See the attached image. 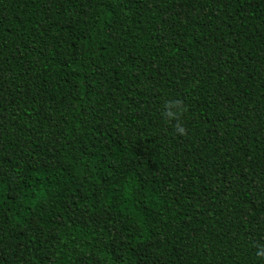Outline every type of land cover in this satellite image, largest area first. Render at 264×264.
Wrapping results in <instances>:
<instances>
[{
	"label": "trees",
	"instance_id": "16d2710c",
	"mask_svg": "<svg viewBox=\"0 0 264 264\" xmlns=\"http://www.w3.org/2000/svg\"><path fill=\"white\" fill-rule=\"evenodd\" d=\"M261 245L264 0H0V264Z\"/></svg>",
	"mask_w": 264,
	"mask_h": 264
},
{
	"label": "clouds",
	"instance_id": "9594fccd",
	"mask_svg": "<svg viewBox=\"0 0 264 264\" xmlns=\"http://www.w3.org/2000/svg\"><path fill=\"white\" fill-rule=\"evenodd\" d=\"M165 111L163 116L168 123L176 121L174 127L178 134L186 135V129L181 124L182 116L188 111L187 107L184 105L182 100H169L164 105ZM257 257L264 259V245L259 246L256 253Z\"/></svg>",
	"mask_w": 264,
	"mask_h": 264
}]
</instances>
